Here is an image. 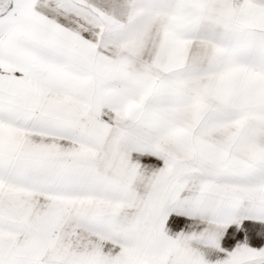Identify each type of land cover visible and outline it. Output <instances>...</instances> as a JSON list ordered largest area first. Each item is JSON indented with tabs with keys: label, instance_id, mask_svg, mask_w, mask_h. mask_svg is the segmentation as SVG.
Instances as JSON below:
<instances>
[{
	"label": "snow or ice",
	"instance_id": "6c2138e0",
	"mask_svg": "<svg viewBox=\"0 0 264 264\" xmlns=\"http://www.w3.org/2000/svg\"><path fill=\"white\" fill-rule=\"evenodd\" d=\"M0 264H264V0H0Z\"/></svg>",
	"mask_w": 264,
	"mask_h": 264
}]
</instances>
